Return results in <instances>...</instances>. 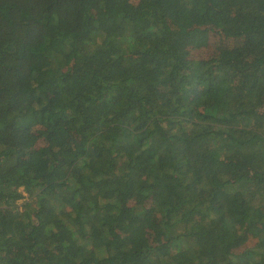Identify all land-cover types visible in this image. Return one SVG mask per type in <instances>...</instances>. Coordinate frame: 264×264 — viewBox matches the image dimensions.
Segmentation results:
<instances>
[{
  "label": "trees",
  "instance_id": "obj_1",
  "mask_svg": "<svg viewBox=\"0 0 264 264\" xmlns=\"http://www.w3.org/2000/svg\"><path fill=\"white\" fill-rule=\"evenodd\" d=\"M0 264H264V0H0Z\"/></svg>",
  "mask_w": 264,
  "mask_h": 264
},
{
  "label": "rangeland",
  "instance_id": "obj_2",
  "mask_svg": "<svg viewBox=\"0 0 264 264\" xmlns=\"http://www.w3.org/2000/svg\"><path fill=\"white\" fill-rule=\"evenodd\" d=\"M197 52H199V51H197ZM207 52V51H206ZM23 196H24V198L23 199H21V200H19L18 202H17V205L20 207V208H22L28 201H29V199H28V197H27V195L25 194V193H23Z\"/></svg>",
  "mask_w": 264,
  "mask_h": 264
}]
</instances>
